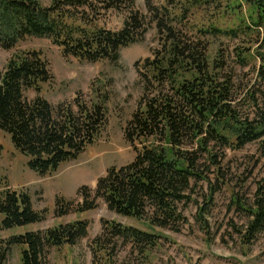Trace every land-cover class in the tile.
Wrapping results in <instances>:
<instances>
[{
    "label": "trees",
    "instance_id": "1",
    "mask_svg": "<svg viewBox=\"0 0 264 264\" xmlns=\"http://www.w3.org/2000/svg\"><path fill=\"white\" fill-rule=\"evenodd\" d=\"M167 1L162 9L146 0L151 14L147 21L136 8V0H53L49 5L40 0H0V46L4 49L14 48L28 36L48 37L60 46L65 57L113 62L119 59L122 48L140 42L153 24L164 39L154 58L144 64L150 76L145 89H151V97L144 108L133 114L125 131L129 143L138 141L141 145L136 147L134 160L109 167L95 188L81 186L78 194L82 201L77 204L58 197L56 216L93 210L102 199L121 215L147 218L154 226L175 229L184 220L180 205L191 200L192 181L204 178L202 155L211 153L209 146L213 142L241 148L259 141L264 152V112L258 117L241 115L230 101V77L218 80L205 57L206 45L202 40L200 44V40L193 41L179 27L188 21L193 8L212 7L222 0ZM243 1L250 12L247 29L253 27L263 36V76L259 73V77L264 81V0ZM169 3H174V10L167 7ZM97 5L106 10H126L123 26L91 28L77 22L76 11ZM210 28L200 29V33L238 36V28ZM242 30L245 31L243 27ZM51 78L48 61L36 49L15 54L0 71V129L9 134L15 148L27 158L29 168L40 175L78 158L107 122L101 98L87 101L78 93L72 102L53 104L40 95L32 99L25 96L28 89L40 90ZM152 86L156 88L152 90ZM251 97L252 103L256 101L254 92L249 94ZM194 143L197 149H184ZM214 156L210 155L212 160ZM47 212L33 206L28 192L0 189V229L42 222ZM251 212L244 234L246 243L264 231V189ZM89 224L86 219H77L0 238V264H7L15 245L24 246L21 264H45L50 248L76 244L88 235ZM103 230L145 248L158 244V235L120 222L107 221Z\"/></svg>",
    "mask_w": 264,
    "mask_h": 264
},
{
    "label": "rangeland",
    "instance_id": "2",
    "mask_svg": "<svg viewBox=\"0 0 264 264\" xmlns=\"http://www.w3.org/2000/svg\"><path fill=\"white\" fill-rule=\"evenodd\" d=\"M40 1L49 5L53 0ZM151 2L162 9L168 4L167 0ZM135 6L149 21L151 14L146 0H136ZM167 7L175 8L174 3ZM248 9L245 1L222 0L212 7L193 8L188 21L179 27L193 41L200 40L198 44L203 41L206 45L205 57L218 80L230 77V101L237 105L240 114L258 117V113L264 112V81L259 77L263 36L253 27L247 29ZM76 13L77 22L91 28L98 25L119 29L127 16L126 10H106L99 5L82 7ZM211 26L238 28V36L200 33V29H211ZM162 39L153 24L140 42L122 48L119 59L113 62L65 57L60 46L48 37L28 36L11 49L0 46V71L15 54L30 49L39 50L48 61L52 78L40 90L28 89L25 92L28 99L40 95L58 104L72 102L79 93L87 101L101 98L107 109V122L97 139L78 158L62 163L56 171L45 175L29 168L27 158L15 148L9 134L0 129V189L10 187L28 192L37 210L48 211L42 222L0 229V238L86 219L90 223L88 235L74 245L50 248L45 264H264V231L251 243L244 241L251 211L264 189V152L259 141L241 148L222 147L215 142L209 146L211 153H203L200 163L204 178L192 181L191 200L180 205L184 220L175 229L154 226L147 218L121 215L102 199L93 210L72 211L61 217L55 214L58 197L77 204L82 201L78 194L81 186L95 188L98 178L109 167L134 160L136 147L141 145L138 141L129 143L125 131L133 114L144 108L145 101L151 97V89H145L150 76L144 64L162 47ZM252 92L256 97L253 103L252 97L249 98ZM197 148L196 143L184 147ZM210 155H215L213 160ZM107 221L156 234L158 244L145 248L113 237L108 230H103ZM23 249L24 246H13L7 264H21Z\"/></svg>",
    "mask_w": 264,
    "mask_h": 264
}]
</instances>
